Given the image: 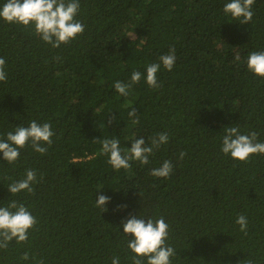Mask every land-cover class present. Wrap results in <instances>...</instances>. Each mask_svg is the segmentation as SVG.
I'll return each instance as SVG.
<instances>
[{"label":"trees","instance_id":"1","mask_svg":"<svg viewBox=\"0 0 264 264\" xmlns=\"http://www.w3.org/2000/svg\"><path fill=\"white\" fill-rule=\"evenodd\" d=\"M78 2L84 32L59 48L32 27L0 20V139L33 120L54 132L44 155L30 142L14 164L0 153V207L23 203L37 221L26 242L0 249V264H112L115 257L132 264L121 225L130 216L163 217L172 264H264V154L245 163L221 151L229 126L264 142V78L247 70L249 54L264 51V0H255L243 25L223 12L231 0ZM171 48L172 70L161 65L160 87H149L146 66ZM133 71L141 81L121 96L114 84L128 83ZM161 132L168 143L149 164L130 161L120 170L96 140L118 138L123 154L134 139L151 146ZM164 160L173 164L170 176H151ZM27 169L37 173L34 192L12 195L8 185ZM99 195L110 197L106 211L96 207ZM238 215L247 218L246 235Z\"/></svg>","mask_w":264,"mask_h":264},{"label":"clouds","instance_id":"2","mask_svg":"<svg viewBox=\"0 0 264 264\" xmlns=\"http://www.w3.org/2000/svg\"><path fill=\"white\" fill-rule=\"evenodd\" d=\"M254 3L255 0H231L224 5L223 12L225 15H231L242 25L248 24L254 15L252 11ZM79 8L78 0H6L0 6V20L8 24L32 27L43 42L50 44L53 48H59L61 44L70 43L84 32V25L76 20ZM159 61L160 63L146 66V83L152 88L160 87L157 82V73L161 65L169 71L172 70L176 62L175 48H171L169 54L160 56ZM5 63V59L0 58V82H6ZM247 70L257 77L264 78V51H253L249 54ZM141 78V72L133 71L128 83L116 81L114 89L121 96L126 97L132 86L138 84ZM128 107L131 109L128 112L129 118H135L132 119V123H139L136 108L131 105ZM223 130L221 145L223 154L245 163L253 155L264 154V142H257L258 134L256 132L241 134L237 126L225 127ZM53 136L54 132L50 123L40 124L33 120L29 126H18L14 131H9L6 134V139H0V153H2L4 161L14 164L20 156V150L30 142L35 152L44 155L53 143ZM96 140L102 146L100 154L108 156V164L114 169L120 170L130 168V161H137L142 166L149 164V157L153 154L154 149L167 144L169 137L166 132L157 133L151 138V146H146L143 137L134 139L131 147L123 154L118 138ZM185 155V152H181L179 159L182 160ZM172 170V162L164 160L160 167L151 170L150 175L156 178H167ZM37 182L36 171L27 169L24 178L13 181L7 188L12 195L22 191L33 193L32 185ZM109 201L110 197L99 195L96 198V207L101 208L102 212L106 211L104 205ZM36 223V218L23 203L13 200L7 206L0 207V249H7L13 240L18 244L26 242L29 230L33 229ZM235 223L246 235L248 227L246 216L238 215ZM121 225L123 234L128 237L127 247L133 253L132 264H172L170 258L176 253L174 248L166 243L169 225L163 217L154 220L151 217L142 219L138 216H130L125 221H121ZM21 259L27 261L29 254L24 253ZM37 264H43V261H37ZM112 264H119V257L113 258ZM239 264H253V261L245 259Z\"/></svg>","mask_w":264,"mask_h":264}]
</instances>
